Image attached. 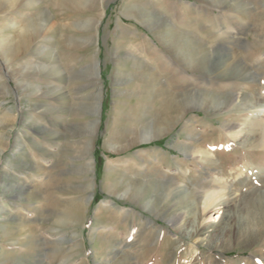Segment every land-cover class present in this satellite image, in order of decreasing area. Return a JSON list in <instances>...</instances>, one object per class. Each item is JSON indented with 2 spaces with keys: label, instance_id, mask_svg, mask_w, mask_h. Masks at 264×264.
Instances as JSON below:
<instances>
[{
  "label": "rangeland",
  "instance_id": "1",
  "mask_svg": "<svg viewBox=\"0 0 264 264\" xmlns=\"http://www.w3.org/2000/svg\"><path fill=\"white\" fill-rule=\"evenodd\" d=\"M29 1L16 0L14 8L0 12V22L24 28L38 20L51 28L10 62L0 48V264H264V237L235 242L245 224L258 229V220L264 219V0H33L32 7ZM141 13L193 38L191 67L182 64L183 42L159 44L151 26L140 22ZM87 22L85 29L75 27ZM19 33L10 28L0 37L15 39ZM151 43L162 59L142 52ZM40 45L56 51L67 74L55 81L64 93L54 104L59 117L54 124L47 122L50 142L23 125L27 115L45 123L32 108L48 99L27 96L20 86L23 81L49 87V81L23 74L15 78L12 72L32 65ZM125 54L146 59L160 78L157 84L127 83ZM95 63L98 80H93ZM85 67L90 82L80 74ZM126 112L160 119L168 131L121 151L140 129L123 120ZM93 120L97 125L91 137L87 132ZM238 124L239 132L224 130V125ZM26 136L35 138L41 151ZM110 141L119 150L107 146ZM137 154L151 162L149 175L161 173L168 194L177 185L182 189L175 202L165 200L159 217L140 209L141 202L117 196L123 187L120 175L135 169ZM89 158L91 170L85 167ZM109 164L114 167L107 172ZM136 168L132 177L141 170ZM141 183L147 197L154 196L152 181ZM21 190L22 203L15 201ZM108 202H115L118 211L106 209ZM214 206L193 237L177 233L191 230L200 221L199 211ZM125 209L131 217L122 224ZM178 215H184L182 223L175 225ZM147 219L152 229L143 227ZM158 230L164 245L162 240L153 245ZM132 231L133 241L125 249L129 255L113 258L110 253Z\"/></svg>",
  "mask_w": 264,
  "mask_h": 264
},
{
  "label": "bare ground",
  "instance_id": "2",
  "mask_svg": "<svg viewBox=\"0 0 264 264\" xmlns=\"http://www.w3.org/2000/svg\"><path fill=\"white\" fill-rule=\"evenodd\" d=\"M15 2H16V0H0V12L14 8L16 6ZM34 2L35 1H33V0L29 1L30 7L33 6ZM138 11L140 13V10H138ZM104 13H105L104 10H102L100 13V18L104 15ZM140 22L144 25H148L149 27L151 26L150 27L151 33L154 35V37L159 42V44L167 45V46H173V45H176V42L181 40L185 46L184 49L181 51L182 64L186 67H191V65L193 64V56L196 54H194V52H195L194 40L189 34L181 35L179 33H176V31L172 25L171 26L162 25L163 22L161 23L156 17H154L153 15H150V14H146V13H143L141 15ZM97 23L98 22H96V25H97ZM11 25L8 22H3V21L0 22V34L1 35L10 28H13L14 30L17 29L20 31L18 36H16L17 38H15V39H10V38H6V37H2V36L0 37V48L6 50V53L4 54V60L6 63L10 62L14 58H16L19 51H21V49L25 48L31 40H34L33 39L34 37H37V36L39 37V35L41 33H43L44 31H48V32L51 31V28H49V25L46 23V21L45 22H41L38 20L33 21L32 23L25 26L24 28L23 27L22 28L17 27L15 24H13L11 27ZM87 25H89L88 22L83 24V25L77 23L75 25V27L85 29V26H87ZM163 26H166V27L163 28ZM164 29H168L169 31L166 30L167 32H165ZM43 34L45 35L46 33H43ZM41 37H42V35H41ZM48 43H50V42H48ZM152 44L153 43H151V47L142 48V52L147 53L148 55L155 53V56H157L159 58V60L162 59L163 54H162L161 50L156 45H154V44L152 45ZM35 55H36L37 59L32 63V65L20 66L19 68H17L19 70H15L12 72H13V76L15 78H17V77L19 78V76L23 74L26 77H28V76L38 77L39 79H43V80L46 79L47 81H49L48 82V83H50L49 87H45V85L43 86L40 84H32L30 82L27 83V82L22 81V83H21L20 82L21 80L19 82H20V86L23 88V90L27 96L37 95V97H43L44 98L43 95H45L46 99H48V103H46V104L40 103V104L35 105L34 108H32L35 113L38 112L40 118L45 123L41 122L40 120L34 119V117L32 115H30L31 117L29 115H27V117L26 116L23 117V125L25 127H27V129L29 130V132L31 134L36 135L37 137L41 138L45 142H50L51 139H53V134L51 131L52 125L51 124L47 125V122L49 121L50 123L54 124L55 123L54 119L59 117V115L57 114L59 109H58V106H55V105H56V103L59 104V102L61 101L60 97L63 96V93H64L63 89H59L56 87L55 81H57V79H59L62 76H66L67 74L63 69H61L59 60L57 58L56 51H54L52 49H47L45 46L40 45L38 48H36ZM123 58H124V61L129 62V68H130V71L126 74L127 76L124 77V80L127 83L138 80L148 87H151V86L153 87L157 84L158 75L155 74L153 66L148 64L146 59L143 60V59L135 57L131 54H125V56ZM92 69L95 70V72H96V74L94 73L95 78L93 80H98V76H99L98 75V70H99L98 64L95 63V65L92 67ZM80 74L83 75L84 78L88 77L89 82L92 80L90 78V74H88V69H86V67L81 70ZM15 83H17V82L15 81ZM43 87H45L44 91L42 89ZM95 103H96L95 104V111L93 109V111H91V113L98 115L99 111H100V93L97 94L96 99H95ZM262 113L264 114V112H262ZM263 114H261V115L264 116ZM123 120L125 122L136 123L137 125H139L140 129H139L138 134L133 136V138L131 140L127 141L125 146L121 147V149H120L121 151L129 149L133 145L140 143V142L148 143L151 140L158 138L159 136L163 135V133H166L168 131L162 125L160 126V123H159L160 119L158 120L157 118H151L150 117V118H146V119L144 118L143 119L141 116L138 119V118L134 117L132 112H126L123 115ZM96 125H97V120H93L92 122H90L89 127L91 128V130L88 131L87 134H89L91 137L95 136ZM6 127H8V126H6ZM240 127H241V124L233 125V126H229V127L224 125V130L229 132V133L230 132H239L238 130L241 129ZM34 139L30 136H26V138L24 140L27 143H30L32 146H34L37 151H41V149H42L41 146H39V144H37L35 142L36 139L35 140ZM38 143H40V142H38ZM106 145L109 147L117 146L115 148L119 150V145L112 142V141L107 142ZM90 148L92 149V144H91ZM0 152H2L1 149H0ZM145 160H144V156L141 154H137V155H135L134 158H132V161H133V163H132L133 167L132 168H134V165H135L136 170H137V168H136L137 166L141 167V170L136 174L134 173L135 176H133V177L131 175L133 172H135L134 171L135 169L133 171H131V173L129 172V174L127 172L128 170L124 171L122 173V175H120L122 177L119 179V183H121V185H123V187H121L120 189L117 190V191H119V195H117V194L116 195L118 197L130 199L131 201L135 202V204L136 203L139 204V202H141L142 207H140V209L147 210L148 212L152 213L154 216L159 217V216L163 215L162 210H163V203L165 202V200L170 198L173 202H175V200H178L181 197L182 194L180 193V191L182 189L180 190V188H178L177 187L178 185H177L176 187L173 188V191L170 190V192L168 194L167 190L162 189V187H161L163 185L161 183V180L163 178L161 173H159L157 170H154L153 175H149L148 174V170H149L148 167H150L149 165L151 162H149V160L148 161H145ZM93 163H94V161L91 158H89L88 161L85 163V167H87V170H91ZM6 164L10 165L11 167L15 166L10 161H7ZM113 167H114L113 165L109 164L106 168V171L110 172L113 169ZM129 169H130V167H129ZM147 181L148 182L152 181V183L154 184L153 185L154 196H152V197H147L148 196L147 188L145 185H141V184H144L141 182L146 183ZM111 185H113V184H111ZM159 185H160V187H159ZM171 186H173V185H171ZM20 189H22V188H20ZM20 192L21 193L16 194L15 201L21 202L22 200H25V198L23 197L24 192L22 190ZM142 200H144V202H142ZM90 201H91V196L85 199V204L88 205L90 203ZM15 203H17V202H15ZM104 205H105V208L108 209L110 212H112V211L115 212V211H118V209H119L118 207L113 208L114 205L115 206L117 205L115 202L104 203ZM16 206H18V205H16ZM3 209L4 208L0 206V210H3ZM215 209H216V206L202 209L201 211H199V215L197 218V219H200L199 223L198 222H196V224L194 223V226L192 227L191 230H188L185 232H182L181 230H179V231H177V233L180 236H184L186 238L193 237L196 232L198 233V231L196 230L197 227L202 226V220L204 222H206V219L208 217L209 218L211 217L212 212L215 211ZM25 214H28V213L25 212ZM120 215H121L120 221L122 224L126 223L127 220H129L131 217L130 210H128V209L127 210L125 209L123 211V213H121ZM183 216L184 215H182V216L178 215L177 216L178 219L176 218L177 221H175V225H177L178 222L182 223ZM216 218H221V216L220 217L218 216ZM258 218H260V217H258ZM20 221H21L20 218H13V221H11V222L20 223ZM71 221L73 222V220H71ZM151 223H152V221L147 219V222H144L143 227L148 229L151 227L150 226ZM1 225L2 224H0V226ZM257 225H258V229H253L250 225L245 224V227L241 231L236 232L235 242H239L241 239L242 240L249 239L250 241H252L254 238L257 239L259 236L264 237V219H263V221L258 220ZM179 228H182V226L180 225ZM150 229H152V227ZM198 230H200V229H198ZM133 231H135V230H133ZM133 231H132V234L129 237H127L128 238L127 241L123 242V245L121 248L120 247L115 248V250L113 249L114 251L112 253H110V255L114 256L113 258H118V259L123 260V258H125L126 256L129 255V250L126 251L125 249L128 246H131V243L133 241ZM153 236H154L153 245L157 246V244H159V246H160L161 240L163 241L162 242L163 245L166 243V241L164 240V235H163L162 231L160 232L158 230L156 232V234ZM227 236H228L227 234H224V236L222 235L221 237L227 239ZM158 242H160V243H158ZM177 248H178V246L175 247V249H177ZM260 260L262 262H264V258L260 257ZM14 264H20V263L16 262Z\"/></svg>",
  "mask_w": 264,
  "mask_h": 264
}]
</instances>
